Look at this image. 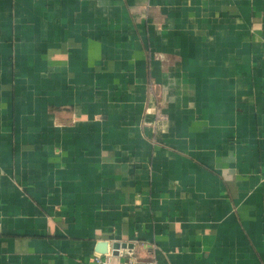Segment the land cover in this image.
<instances>
[{"label":"crops","instance_id":"0c3cea01","mask_svg":"<svg viewBox=\"0 0 264 264\" xmlns=\"http://www.w3.org/2000/svg\"><path fill=\"white\" fill-rule=\"evenodd\" d=\"M101 240L264 264V0H0V264Z\"/></svg>","mask_w":264,"mask_h":264},{"label":"water","instance_id":"95a60500","mask_svg":"<svg viewBox=\"0 0 264 264\" xmlns=\"http://www.w3.org/2000/svg\"><path fill=\"white\" fill-rule=\"evenodd\" d=\"M132 247L127 243H121L119 241L110 243L109 241L101 240L97 242L96 251L100 254H108L110 251L113 255H119L121 248Z\"/></svg>","mask_w":264,"mask_h":264},{"label":"built area","instance_id":"2783aa9c","mask_svg":"<svg viewBox=\"0 0 264 264\" xmlns=\"http://www.w3.org/2000/svg\"><path fill=\"white\" fill-rule=\"evenodd\" d=\"M160 116H161V118H165V116L162 113H160ZM128 255L130 256L127 260L128 264H134L135 260H134L133 255L131 253H128ZM94 258H95V261L99 264H112L111 258H110V256H108V254H106V255L97 254V255H95Z\"/></svg>","mask_w":264,"mask_h":264}]
</instances>
